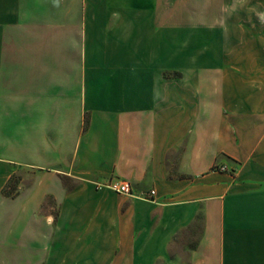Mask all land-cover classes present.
<instances>
[{
	"label": "crops",
	"instance_id": "crops-1",
	"mask_svg": "<svg viewBox=\"0 0 264 264\" xmlns=\"http://www.w3.org/2000/svg\"><path fill=\"white\" fill-rule=\"evenodd\" d=\"M0 264H264V0H0Z\"/></svg>",
	"mask_w": 264,
	"mask_h": 264
},
{
	"label": "built area",
	"instance_id": "built-area-1",
	"mask_svg": "<svg viewBox=\"0 0 264 264\" xmlns=\"http://www.w3.org/2000/svg\"><path fill=\"white\" fill-rule=\"evenodd\" d=\"M220 171H225L226 167L225 166H221L219 168ZM101 187H105L106 189L115 192L117 194L120 195H124V196H130V197H137L139 199L142 200H146V201H154V196H155V191L154 190H150L149 192H142L139 194H134L132 191V187L129 181L127 180H112L110 181L108 184L106 185H98V188Z\"/></svg>",
	"mask_w": 264,
	"mask_h": 264
},
{
	"label": "trees",
	"instance_id": "trees-1",
	"mask_svg": "<svg viewBox=\"0 0 264 264\" xmlns=\"http://www.w3.org/2000/svg\"><path fill=\"white\" fill-rule=\"evenodd\" d=\"M18 182L19 178L13 176L3 190V194L7 196L13 195L17 191Z\"/></svg>",
	"mask_w": 264,
	"mask_h": 264
},
{
	"label": "rangeland",
	"instance_id": "rangeland-1",
	"mask_svg": "<svg viewBox=\"0 0 264 264\" xmlns=\"http://www.w3.org/2000/svg\"><path fill=\"white\" fill-rule=\"evenodd\" d=\"M154 199V198H153Z\"/></svg>",
	"mask_w": 264,
	"mask_h": 264
}]
</instances>
